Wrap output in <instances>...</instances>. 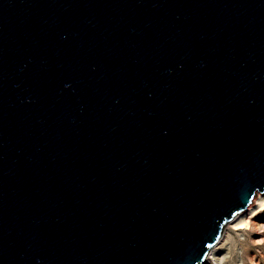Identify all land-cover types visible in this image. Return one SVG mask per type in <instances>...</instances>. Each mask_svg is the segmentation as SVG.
<instances>
[{
  "label": "water",
  "instance_id": "obj_1",
  "mask_svg": "<svg viewBox=\"0 0 264 264\" xmlns=\"http://www.w3.org/2000/svg\"><path fill=\"white\" fill-rule=\"evenodd\" d=\"M264 193V0H0V264H203Z\"/></svg>",
  "mask_w": 264,
  "mask_h": 264
},
{
  "label": "rangeland",
  "instance_id": "obj_2",
  "mask_svg": "<svg viewBox=\"0 0 264 264\" xmlns=\"http://www.w3.org/2000/svg\"><path fill=\"white\" fill-rule=\"evenodd\" d=\"M244 218L243 229H228L215 252V264H264V210L258 207L255 215Z\"/></svg>",
  "mask_w": 264,
  "mask_h": 264
},
{
  "label": "bare ground",
  "instance_id": "obj_3",
  "mask_svg": "<svg viewBox=\"0 0 264 264\" xmlns=\"http://www.w3.org/2000/svg\"><path fill=\"white\" fill-rule=\"evenodd\" d=\"M260 208V210H264V195L258 193L255 198H253L252 203L240 214H238L231 222H229L226 227L224 228L225 232L222 234L221 239L219 242L213 247V249L209 252L206 261L203 264H209L213 263L215 264V252L218 249V245L222 240L224 239L228 229H233V230H240L244 228V221L245 217H251L255 215V210L256 208Z\"/></svg>",
  "mask_w": 264,
  "mask_h": 264
}]
</instances>
